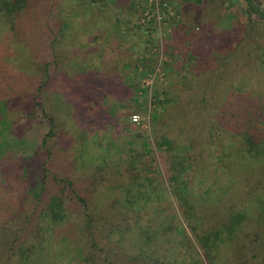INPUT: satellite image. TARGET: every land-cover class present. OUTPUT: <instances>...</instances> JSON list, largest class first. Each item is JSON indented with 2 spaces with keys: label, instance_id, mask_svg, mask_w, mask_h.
<instances>
[{
  "label": "rangeland",
  "instance_id": "1",
  "mask_svg": "<svg viewBox=\"0 0 264 264\" xmlns=\"http://www.w3.org/2000/svg\"><path fill=\"white\" fill-rule=\"evenodd\" d=\"M74 1L77 0H28V8L21 11L20 17L16 19L22 22L21 26H15L14 30H11L18 32L16 43L25 46V52L30 53L37 65L50 59L51 50L47 38L49 31L58 28L56 18L70 13L72 25H79L85 20H94L91 17L103 12L108 15L103 9V4L108 5L109 0H97L99 3L94 1L92 6L96 7L93 9V14L87 17L78 16L80 12L73 13ZM123 1L117 0V4L121 6L111 10L118 17L116 32L118 35L125 34L124 31L133 22V25H136L133 26V31L136 38L141 41L142 47L137 48L139 42L134 37L136 43V47L132 46L134 50L128 55L120 54L122 60L119 59L118 66L125 68L120 79L108 81L107 77L92 74L90 71H87L89 74L85 72L69 74L68 85L74 92L78 94L80 91L83 92L80 86L84 85L95 97L94 107L98 104L103 107L102 111L99 109L94 119H89L90 128L87 130L81 128L84 119L80 116V111L85 107L84 105L71 102L68 112L65 113L63 105L57 103L55 87L52 83L37 94L34 88L38 78L32 76L31 81L22 83L19 76L17 85L21 96H17V100L8 104V111L5 112L8 114L6 117L8 122L0 123V128L8 129L11 133L9 138L16 139L19 132H22L28 140L21 149V155L12 154L0 161V171L4 168L9 174L15 175V163L21 159V156L26 158L30 155L29 161L38 169L44 165L53 175L69 179L75 192L83 196L89 204V211L94 218L93 227L100 236L99 247H107L109 258L116 263L153 264V261L144 262L137 252L134 253L136 256H130V252L134 250L128 244L136 241L140 229L156 226L155 219L162 221L176 219L178 226L174 233L164 232V236L155 238L152 244H146V248H150L154 256L158 254L157 257H162L167 246L171 244L174 248L171 252L176 253L177 259L186 261L193 259L200 264L199 259L201 264H205L206 259L193 239L191 241L195 254L192 256L185 251V243L178 241L184 232L187 234L189 232L180 219L179 205L169 192L162 160L163 150L174 148L178 142L187 144L188 148L192 147L191 152L187 154L194 155L195 145L200 138H188L193 136L192 132H186L182 138L178 137L177 130L172 126L168 133L174 135L176 139L171 137L160 139L156 138L155 127L157 122L159 126L162 124L171 126L182 115H192L202 107L213 108L224 100L227 102L232 99L230 102L237 104L240 102L243 104V101L254 98L264 101V66L258 59V54L261 53L264 45V28L257 22L259 19L255 18L254 14L245 10L241 0H131L128 3L129 8L123 6ZM254 4L264 9V0H254ZM224 11L225 19L218 15ZM76 18L81 22H73ZM101 30V33H104V28ZM141 30L142 37H140ZM90 33H95L94 26L89 27L86 33L81 30L78 34L80 44L87 50L85 57L89 53L99 51V43L107 44L104 34H100L98 40L91 41ZM6 35L9 37L7 36L3 40V45H0L2 47L0 55L4 48L7 50L9 48L11 33H3V38ZM234 45H237L235 46L237 49L233 52ZM138 49H140L139 53ZM23 54L25 53L20 56ZM131 57L133 60L129 65L126 59ZM100 60L104 63L103 58ZM33 61L30 60L29 67L32 66ZM24 62L26 58H22L21 63ZM7 65L8 63L4 62L3 68L0 67L1 88L11 82L13 72L6 71L4 66ZM59 67L55 70L59 73L55 77L63 78L67 71L65 72L64 66ZM122 75H124L123 79ZM103 80L109 83L106 84L105 89L97 90V82L103 85L105 82ZM231 83L234 85L233 88H229ZM115 85H121L119 96L113 99L114 103H108L107 96H110ZM145 88H147L146 92ZM48 92L46 109L56 121L57 132L41 148L38 146L46 132V123H43L42 112L33 104L31 98L36 95V100L44 104ZM89 97L87 96L86 102L91 105ZM201 99H204V102L200 103ZM27 110L33 111L34 119L22 127L20 121L25 117L24 113ZM74 113L79 119L71 123L70 117ZM134 114L138 115L136 122L131 120ZM69 124H72L69 128L65 127ZM64 132L68 135L61 138L60 135ZM84 138L94 145L91 153L87 152L86 162L78 159L77 152L80 147L78 140ZM34 150H39L35 156L32 155ZM261 165L257 173L261 172L262 175L253 179L251 177V181H246L252 190L256 189L257 180L264 181V164ZM17 167L18 164L16 169ZM190 175L189 182L196 176L193 172ZM144 177L149 180V187H146L145 192L149 193L151 199L145 205L136 204L137 206L124 208L120 197L122 189L130 186L131 180L142 181ZM50 182L54 188L57 187L55 182L51 180ZM196 184L193 179L192 185ZM153 186H156L159 192L152 191ZM243 191H247V186ZM134 192L131 191L130 194ZM243 198L248 199L247 196ZM243 198L230 200L221 197L226 201L230 211L243 207L244 202L241 203ZM230 202L235 206L232 209ZM26 203L24 202L23 210L28 209L25 208ZM68 203L71 217L58 227V231L46 238L48 242L54 244L56 250L52 257H46L44 264H71L69 261L71 258H82L85 261L84 258L92 256L94 252L90 242L88 243L84 238L83 223L77 222L81 203L75 199L69 200ZM132 219H135V227L138 228L136 232L131 229L129 232H124L122 238L116 233L108 234L110 229H114L112 225L130 226ZM33 225L35 219L28 231L32 230ZM241 229L243 236L237 240L230 252H223L226 254L223 258L233 264H264V227L247 226ZM255 233H258V237ZM172 236L177 239H173ZM63 243L67 245L66 250L55 248L57 244L63 245ZM171 252L167 251L166 255H171ZM99 255L102 257L103 253ZM93 256L94 259L88 260L86 264L92 263L93 260L95 264L100 262V257H96V253H93Z\"/></svg>",
  "mask_w": 264,
  "mask_h": 264
},
{
  "label": "trees",
  "instance_id": "2",
  "mask_svg": "<svg viewBox=\"0 0 264 264\" xmlns=\"http://www.w3.org/2000/svg\"><path fill=\"white\" fill-rule=\"evenodd\" d=\"M94 1L99 3L97 0L74 1L73 13L80 12L81 14L78 16H91L96 7L92 6ZM129 1L131 0L123 1L125 8H129ZM241 1L245 10L254 14L255 18L259 19L257 22L262 24L264 28V9L255 5L254 0ZM28 5V0H0V45H3V40L8 36L3 38L2 34L11 33L8 50L4 48L2 55H0V67L3 68L2 64L7 62L8 65L4 68L6 71L11 70L13 72L11 82H8L3 88L0 87V123L8 122L6 119L8 114H5L8 111V104L17 100V96H21L17 85L19 76L22 83L31 81L30 77L36 76L38 82L34 88L35 92L40 93L52 83L55 87L57 103L63 105L65 113L68 112L71 102L85 106L82 107L80 116L84 119L81 128L87 130L90 128L89 119H94L99 109L102 111L103 107L99 104L94 107L95 97L84 85L80 86L83 92L80 91L79 94L74 92L68 85L69 74L70 72L89 74L87 71H90L92 74L107 77L108 81L120 79V75L125 71L124 67L118 66V61L121 59L120 54L128 55L134 50L133 47H136L134 37L139 42L137 48L142 47L141 41L136 38L135 31H133L136 25L134 26V23L130 21L132 25L126 28L125 34H117L118 17L111 11L121 6V4H117V0L114 2L109 0L108 5L103 4V9L108 12V15L103 12L96 17H91L94 20H85L79 25H72L70 13L62 14L56 18L58 28L48 33L47 42L51 50L50 59L37 65L30 53L25 52V46L16 43L18 32L11 31L14 30L15 26L22 25V22L16 21V19L18 20L21 11H25ZM89 10L90 13L87 12ZM221 13L218 15L225 19L226 12ZM74 21L76 23L81 22L78 18L73 19ZM91 26H94L95 32L90 33L91 41L98 40L100 34H104V40L107 44L99 43V51L89 53L85 57L87 50H85V46L80 44L78 34L81 30L86 33ZM101 28H104V33H101L103 30ZM142 36L143 31L141 30L140 37ZM240 39L242 40V38ZM0 48L2 47L0 46ZM236 49L237 47L232 51L234 52ZM139 52L140 49H138ZM22 53L25 54L20 56ZM22 58H26V62L23 64L21 63ZM101 58L104 59V63L109 65L105 66L100 60ZM258 59L264 66V45L261 53L258 54ZM30 60L33 61L31 67L28 66ZM132 60V57L126 59L129 65ZM63 62L65 64L62 65ZM60 65L65 67V72L67 71L63 78L62 76L55 77L59 74L55 70H58ZM121 78L123 79L124 75ZM107 80H103L105 81L103 85L97 82V90L105 89L106 84L109 83ZM233 86L231 83L229 88H233ZM120 89L121 85H115L110 96H107L108 103L115 102L113 99L119 96ZM144 91L146 92L147 88ZM48 94L49 92L44 98V104L36 100V95L31 98L33 104L39 107L42 112L43 123H46V132L38 146L41 148L57 132L56 121L46 109ZM87 96H90L91 105L86 102ZM230 100L227 102L224 100L213 108L204 109L202 107L198 111H194L192 115H182L171 126L168 124L159 126L157 122L155 127L156 138L160 139L165 137L176 139L174 135L168 133L172 126L177 130L178 137L182 138L186 132H192L193 136L188 138H200L195 145V156L187 154V152H191L192 147L188 148L186 147L187 144L178 142L174 148L163 150L164 158L162 160L165 165L169 192L179 205L180 219L189 232V234L184 232L178 241L185 243V251L189 256H192L195 254L191 241L193 239L206 259L205 264H233L223 258L226 255L223 252H230L238 242L237 240L241 239L243 236L241 228L247 226L251 228L255 226L264 227V181L257 180L255 190L246 184V181H251V177L253 179L262 175L261 172H257L259 166L264 164V101L259 98L244 99L243 105L241 102L237 104L230 102ZM202 102L204 99L200 100V103ZM242 105L243 107H241ZM24 114L25 117L21 118L20 121L22 127L34 119L33 111L27 110ZM70 118L69 122L73 123V120H78L79 116L74 113ZM71 125L65 127L69 128ZM94 126L95 124H93ZM10 134L8 129L0 128V161L12 154L21 155V149L27 143V136L22 132H19L16 139L9 138ZM67 135L64 132L60 137L63 138ZM78 141L80 145L77 150L78 159L86 162L88 161L87 152L91 153L94 145L86 138ZM38 151L34 150L32 155L35 156ZM142 154L145 155V153ZM29 158L30 155L26 158L21 156V159L15 163V175L9 174L4 168H1L0 171V264H44L48 257H52L56 249H54V244L52 245L46 238L58 231V227L71 217L68 202L73 199L81 203V210L77 213V222L83 223L84 238L88 243L90 242L94 252H92V256L84 258L85 261L82 258H71L70 263L86 264L88 260L94 259L93 253H96V257H100L99 253H103V256L99 258L100 262L97 264H119L109 258L107 247H99L100 236L93 227L94 218L89 211L87 200L75 192L69 179L53 175L51 170L44 165L38 169L33 162L29 161ZM194 162L196 163L194 164ZM201 162L202 165H200ZM101 163L103 164V161ZM192 172L196 176L189 182ZM193 179L197 182L195 186L192 185ZM50 180L57 184L56 188L53 187ZM70 185L71 187H69ZM246 186L247 191H243ZM146 187H149V180L146 177L142 181L131 180L130 186L122 189V195H120L123 201L122 206L126 208L137 206L136 204L145 205L151 199L149 193L145 192ZM131 191L136 193L130 194ZM152 191L159 192V189L153 186ZM75 194L76 196H74ZM223 196L224 199L230 198V200L246 196L248 199L243 198L241 202H244L243 207L235 209H232L235 206L230 202V209H232L230 211L226 201L221 199ZM24 202H27L25 205L27 210L22 209ZM34 219L35 225H33L32 230L28 231L32 223L34 224ZM134 220L132 219L130 226L126 227L112 225L114 229H110L108 234L116 233L122 238L124 232H129L131 229L136 232L138 228L135 227ZM221 220L223 222H220ZM155 222L156 226L142 228L137 232L136 241L128 244L134 250L129 255L136 256L134 253L137 252L142 256L144 262L153 261V264H197V261L195 262L193 259L189 261L177 259L176 253L171 252L174 250L171 244L166 249V252L170 251L171 255H166L165 252L162 257H157L158 254L154 256L151 249L146 248V244H152L155 238L164 236V232L174 233L178 226L176 219L167 221L155 219ZM255 236L258 237V233H255ZM172 238L177 239L175 236ZM246 238L247 236L244 237V239ZM63 245L66 244L63 243ZM63 245L57 244L55 248L60 247V249L66 250L67 245L64 247ZM64 254L65 252L62 256ZM198 262L202 263L199 259ZM90 264H95L94 260Z\"/></svg>",
  "mask_w": 264,
  "mask_h": 264
},
{
  "label": "built area",
  "instance_id": "3",
  "mask_svg": "<svg viewBox=\"0 0 264 264\" xmlns=\"http://www.w3.org/2000/svg\"><path fill=\"white\" fill-rule=\"evenodd\" d=\"M137 116L138 115H136V114L132 115L131 116V120L136 122L137 121V118H138Z\"/></svg>",
  "mask_w": 264,
  "mask_h": 264
}]
</instances>
